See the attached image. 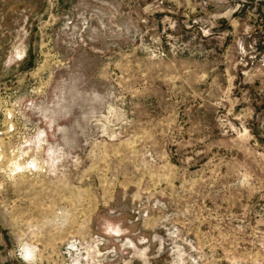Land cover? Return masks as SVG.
Segmentation results:
<instances>
[{"label":"rangeland","instance_id":"1","mask_svg":"<svg viewBox=\"0 0 264 264\" xmlns=\"http://www.w3.org/2000/svg\"><path fill=\"white\" fill-rule=\"evenodd\" d=\"M0 264H264V0H0Z\"/></svg>","mask_w":264,"mask_h":264}]
</instances>
